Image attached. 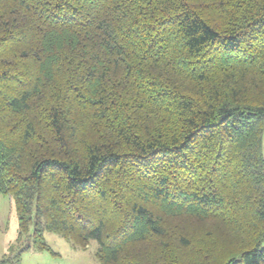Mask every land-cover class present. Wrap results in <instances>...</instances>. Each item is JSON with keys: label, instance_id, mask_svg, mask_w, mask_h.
<instances>
[{"label": "trees", "instance_id": "obj_1", "mask_svg": "<svg viewBox=\"0 0 264 264\" xmlns=\"http://www.w3.org/2000/svg\"><path fill=\"white\" fill-rule=\"evenodd\" d=\"M0 195V264H264V0H0Z\"/></svg>", "mask_w": 264, "mask_h": 264}, {"label": "rangeland", "instance_id": "obj_2", "mask_svg": "<svg viewBox=\"0 0 264 264\" xmlns=\"http://www.w3.org/2000/svg\"><path fill=\"white\" fill-rule=\"evenodd\" d=\"M18 229V216L13 199L0 195V260L17 251ZM45 238L52 251L26 250L15 264H99L95 256L98 248L96 241H92L87 250H82L58 234L47 232Z\"/></svg>", "mask_w": 264, "mask_h": 264}]
</instances>
